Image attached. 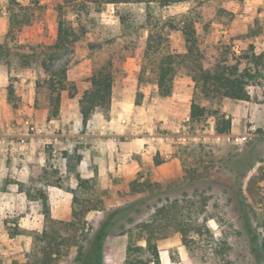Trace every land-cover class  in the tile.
I'll return each instance as SVG.
<instances>
[{
	"label": "rangeland",
	"instance_id": "374dc122",
	"mask_svg": "<svg viewBox=\"0 0 264 264\" xmlns=\"http://www.w3.org/2000/svg\"><path fill=\"white\" fill-rule=\"evenodd\" d=\"M15 2L21 11L11 0H0V60L9 66L0 70V136L13 130L9 139L26 146V152L33 146L34 161L21 160L18 149L0 167V264L24 256L32 264H123L127 235L98 240L101 224L112 211L125 208L108 230L129 229L145 247V233L138 227L166 201L179 207L182 224L196 226L200 233L182 238L176 227L168 229L169 235L157 243L161 264H264V64L260 77L247 86L248 101L201 102L207 109L205 126L192 132L188 120L194 83L188 69L177 67L168 98L158 95L155 84L161 56L185 53L181 34L168 28L162 49L152 53L146 29L171 24L191 5H88L82 10L73 4L61 9V18L77 40L55 53L50 70L65 68L76 94L63 92L53 116L40 63L55 42L61 1ZM9 10L18 15L20 28L7 35ZM206 11L210 26L205 33L202 22L197 28L204 35L201 46L208 62L226 54L243 58L250 47L254 54L264 52V0H224L208 4ZM103 68L113 77L110 106L96 110L83 126L78 99L91 74ZM10 83L19 102L15 108L6 101ZM216 108L231 119L229 135L213 132L211 112ZM25 120L35 131L26 130ZM221 166L239 180L216 175ZM32 167L45 172L37 188L46 197L51 185L71 196L78 189L81 205L76 210L89 211L75 225H69L72 219L52 217L63 211L60 203L47 199L45 217L41 203L28 201L19 191L29 184ZM77 174L88 182L85 190L77 188ZM239 186L243 197L238 200Z\"/></svg>",
	"mask_w": 264,
	"mask_h": 264
},
{
	"label": "trees",
	"instance_id": "16d2710c",
	"mask_svg": "<svg viewBox=\"0 0 264 264\" xmlns=\"http://www.w3.org/2000/svg\"><path fill=\"white\" fill-rule=\"evenodd\" d=\"M61 4L58 6V25L56 30V39L52 46L49 47V54L46 58L41 60V66L45 70V78L42 81L43 90L48 100L49 108L52 115L56 116L59 111L60 99L63 92H67L69 97L76 94V88L71 86L67 79V70L61 68L56 71L50 70L55 57V53L66 51L77 40V36L73 29L70 28L66 22L61 18L65 6L69 7L73 4H78V8L85 10L88 5L97 9H101L107 5H127V4H144L145 6L156 5L158 7H169L176 5H191L187 8L178 19L170 23L161 25L159 29H153L152 26L147 27L148 30V50L152 53L160 51L164 41V32L171 29V32H178L184 42L183 47L185 53L182 55L176 53L163 54L158 63L155 84L157 86V93L162 98H168L173 91V84L176 78L177 67L180 65L188 69V74L194 83L193 100L190 105L188 129L192 132L202 131L205 126V117L207 114L206 106L201 105V102L218 104L223 99L234 101H248L249 94L247 93V86L254 84L260 77L259 67L264 64V52L254 54L252 47L249 52L239 58L231 54L228 56H221L215 62H208L205 58V50L202 48L204 43V35L198 32L197 25L202 22L203 32L205 33L210 26L211 18L208 16L206 8L208 4H219L224 0H60ZM11 3L18 6L15 0ZM21 11L23 8L18 6ZM18 15L9 10V29L7 35L13 34L14 29L20 28V22L17 19ZM205 63L207 66H205ZM9 70V66L2 64L0 60V70ZM89 87L82 92L78 99V109L80 114L81 124L86 126L90 121L93 113L99 109H107L111 103L113 77L106 68L100 69L91 74L89 78ZM6 101L13 108L19 106L18 100L13 90L12 83L6 88ZM213 117V132L217 135H229L231 132V119L220 113L218 108L211 112ZM43 168L32 167L29 176L28 185H20L19 191L24 193L28 201H39L45 209V217H48L46 211L47 197L41 188H37L38 184L45 179V172ZM57 180V178H56ZM77 181V188L85 190L88 182L81 179L77 174L75 176ZM51 185V184H46ZM55 186V185H51ZM58 187V186H57ZM78 189L72 191V220L69 225H75V221L80 220L89 209L76 210V205H81L78 200ZM235 195L238 200L243 197L240 186L236 189ZM175 203L161 204L156 207L149 222L139 225L138 229L145 234L141 237L144 241L145 247L137 244V238H133L132 231L123 229L119 232L109 231L114 218L120 214L125 208H120L112 211L106 218L105 222L101 224V228L96 233L98 240H103L106 235L123 236L127 235L128 240L125 249V258L123 264H161L159 250L157 243L162 241L169 235L166 233L168 229L176 227V231L182 238L188 232L193 235H199L200 231L196 226L182 224L183 215ZM62 223V222H59ZM264 230V226H263ZM264 249V240L261 244ZM44 251V250H43ZM45 252H42V255ZM29 256H24L22 260L15 261L13 264H32ZM34 261V260H32ZM96 264H101L99 260Z\"/></svg>",
	"mask_w": 264,
	"mask_h": 264
},
{
	"label": "crops",
	"instance_id": "0c3cea01",
	"mask_svg": "<svg viewBox=\"0 0 264 264\" xmlns=\"http://www.w3.org/2000/svg\"><path fill=\"white\" fill-rule=\"evenodd\" d=\"M6 136H0V167L2 165V162L4 158H6L7 155L13 154L15 151H18V153H21L23 155L24 159L21 160H27L28 158H32V149L33 146H28L27 147V152L24 151V146L21 143H16L17 141H12L9 138H11L14 135V131L7 128L5 129ZM8 137V139H5ZM32 141V140H31ZM3 158V159H2ZM21 158V157H20ZM34 161V158H32ZM13 187H16L17 185L13 184L11 185ZM47 199L49 203H56L62 205L64 208L62 212L56 213V215L52 214V217H55L57 220H62V221H69L72 219V196L68 194L67 192H63L61 189H56L55 186L47 187ZM72 193V191H71ZM67 208V210H66ZM160 255V253H159ZM161 261V259H160ZM162 263V262H161Z\"/></svg>",
	"mask_w": 264,
	"mask_h": 264
},
{
	"label": "water",
	"instance_id": "95a60500",
	"mask_svg": "<svg viewBox=\"0 0 264 264\" xmlns=\"http://www.w3.org/2000/svg\"><path fill=\"white\" fill-rule=\"evenodd\" d=\"M216 175H223L225 177L235 179L236 181L239 180L237 176L230 170L227 166H221L218 168V170L215 172Z\"/></svg>",
	"mask_w": 264,
	"mask_h": 264
},
{
	"label": "built area",
	"instance_id": "2783aa9c",
	"mask_svg": "<svg viewBox=\"0 0 264 264\" xmlns=\"http://www.w3.org/2000/svg\"><path fill=\"white\" fill-rule=\"evenodd\" d=\"M23 126L26 128V130H28V131H31V132H33V131H35V128H34V126L31 124V122L29 121V120H25L24 122H23ZM1 140V139H0Z\"/></svg>",
	"mask_w": 264,
	"mask_h": 264
}]
</instances>
